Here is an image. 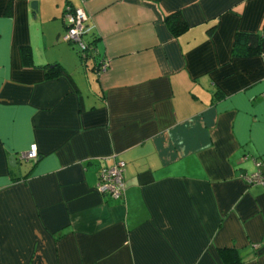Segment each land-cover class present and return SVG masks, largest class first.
I'll list each match as a JSON object with an SVG mask.
<instances>
[{"label": "crops", "instance_id": "obj_1", "mask_svg": "<svg viewBox=\"0 0 264 264\" xmlns=\"http://www.w3.org/2000/svg\"><path fill=\"white\" fill-rule=\"evenodd\" d=\"M31 1L0 0V264H264V187L241 178L264 168V0ZM114 160L118 199L95 189Z\"/></svg>", "mask_w": 264, "mask_h": 264}, {"label": "built area", "instance_id": "obj_2", "mask_svg": "<svg viewBox=\"0 0 264 264\" xmlns=\"http://www.w3.org/2000/svg\"><path fill=\"white\" fill-rule=\"evenodd\" d=\"M62 18L65 29L60 39L68 43H75L81 53L86 52L90 47L84 41L83 35L87 33L89 26L85 24L86 15L83 10L79 7L67 6L63 11ZM104 67L105 64L102 63L101 68ZM37 157V148L34 143L17 153V158L21 161H35ZM254 165L255 169L250 173L242 174L241 178L246 183H256L264 187V168L258 161H255ZM123 171L124 163L121 160H114L112 164L100 167L97 170L96 191L111 199L121 197L124 190Z\"/></svg>", "mask_w": 264, "mask_h": 264}, {"label": "trees", "instance_id": "obj_3", "mask_svg": "<svg viewBox=\"0 0 264 264\" xmlns=\"http://www.w3.org/2000/svg\"><path fill=\"white\" fill-rule=\"evenodd\" d=\"M165 22L168 25V28L174 33L177 34L183 29V24L182 20L179 17V15L176 14H169L168 16L165 17ZM65 26V24H64ZM245 37L244 41L246 43V48L245 49H237V54L236 55H247L248 50H250L252 47L257 48L259 44V37L256 34L253 33H236L234 37V43H237L241 37ZM252 50V49H251ZM77 55L80 60L88 58L90 56L91 51L90 48L84 52L81 53L78 49L76 50ZM21 62L23 65H30V50L27 47H22L21 48ZM43 73L44 77L47 79L57 77L58 75H65L67 74L64 72L63 68L58 64L54 63L50 66H45L43 68ZM38 154V152H37ZM96 177H97V171H96ZM220 257L221 261L223 264H241V258L239 254L231 248H223L220 250Z\"/></svg>", "mask_w": 264, "mask_h": 264}, {"label": "rangeland", "instance_id": "obj_4", "mask_svg": "<svg viewBox=\"0 0 264 264\" xmlns=\"http://www.w3.org/2000/svg\"><path fill=\"white\" fill-rule=\"evenodd\" d=\"M69 45H71V46L73 47L74 51L77 50V46H76L75 43L70 42ZM85 60L87 61V58H86V59H82V60L79 61V62L81 63V65H84V64H85ZM87 65H88V64H87ZM83 68H84V67H83ZM26 163H27V162H23V161H19V162H18V164H19L20 166H24V165H26Z\"/></svg>", "mask_w": 264, "mask_h": 264}, {"label": "water", "instance_id": "obj_5", "mask_svg": "<svg viewBox=\"0 0 264 264\" xmlns=\"http://www.w3.org/2000/svg\"><path fill=\"white\" fill-rule=\"evenodd\" d=\"M30 7L33 9V10H35V8H36V1L35 0H32L31 2H30ZM10 160L12 161V165L14 164V159H13V157H10Z\"/></svg>", "mask_w": 264, "mask_h": 264}]
</instances>
